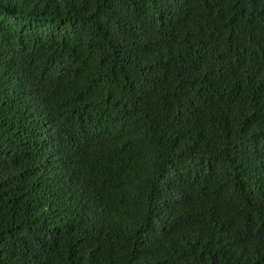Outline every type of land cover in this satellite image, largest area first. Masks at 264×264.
Listing matches in <instances>:
<instances>
[{
    "label": "trees",
    "instance_id": "obj_1",
    "mask_svg": "<svg viewBox=\"0 0 264 264\" xmlns=\"http://www.w3.org/2000/svg\"><path fill=\"white\" fill-rule=\"evenodd\" d=\"M0 264H264V0H0Z\"/></svg>",
    "mask_w": 264,
    "mask_h": 264
}]
</instances>
